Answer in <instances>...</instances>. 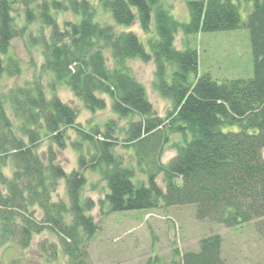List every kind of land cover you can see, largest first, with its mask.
Returning a JSON list of instances; mask_svg holds the SVG:
<instances>
[{
  "label": "trees",
  "instance_id": "obj_1",
  "mask_svg": "<svg viewBox=\"0 0 264 264\" xmlns=\"http://www.w3.org/2000/svg\"><path fill=\"white\" fill-rule=\"evenodd\" d=\"M251 1L242 22L231 0H191L189 20L182 22L164 0H97L109 20L98 18L91 0H0V224L5 233L27 246L35 234L51 230L70 264H88L87 243L99 225L89 213L93 199L82 194L87 171L104 181L101 202L110 212L194 205L200 221L225 227L264 222V0ZM16 2L24 6L23 21L19 12L13 14ZM59 12L72 17L61 24ZM134 22L147 35L145 41L129 28ZM241 27L249 33L252 74L214 81L231 97L222 107L212 96L219 90L210 75L198 72L197 49L188 40L179 49L174 39L178 31L187 39L198 32ZM24 37L40 48L39 78L8 87L2 81L20 75L23 67L12 40ZM131 59L153 62L154 88L170 99L171 109L156 129L122 141L107 131L113 128L112 119L107 127L88 128L68 127L61 119L62 142L68 137L66 128H71L75 135L69 143L78 152L77 167L67 172L45 126L56 86L65 84L88 110H101L106 105L103 96L114 102L143 89L128 65ZM42 73L48 76L47 84L41 81ZM195 85L208 103L189 96L179 108ZM208 105L219 111L212 113ZM170 134H178L179 140L171 143L175 154L163 162ZM45 137L50 143L42 151ZM7 165L11 177L3 172ZM59 181L66 198L53 200ZM45 242H39L40 248L56 254L55 243ZM222 250V236L212 233L198 240L196 250L181 252L174 246L169 260L151 256L144 264H228Z\"/></svg>",
  "mask_w": 264,
  "mask_h": 264
},
{
  "label": "rangeland",
  "instance_id": "obj_2",
  "mask_svg": "<svg viewBox=\"0 0 264 264\" xmlns=\"http://www.w3.org/2000/svg\"><path fill=\"white\" fill-rule=\"evenodd\" d=\"M91 1L97 8L98 18L109 20L110 17L101 10L97 0ZM188 1L191 0H164V3L176 19L188 22ZM231 1L238 6L240 19L244 22L252 9V1ZM13 9V14L19 12L23 21L22 2L14 3ZM38 15V13L34 14L36 20ZM56 17L62 24L63 20L69 19L72 15L68 12H59L56 13ZM129 28L134 30L142 40H146L147 35L139 28L137 22ZM185 38L182 32L178 31L174 39L175 46L182 49L185 46L184 41L188 40L189 45L197 49L198 72L209 74L213 80L210 83L219 90L218 94L212 95L216 99L215 102L221 106L230 104L231 97H228L225 88L219 87L216 83L224 82L226 79L251 76L253 59L247 29L241 27L236 30L198 32ZM12 47L14 54L22 62V72L13 79H4L3 84L11 87L39 78L42 60L40 48L32 47L27 37L13 39ZM128 65L142 83L143 89L127 92L123 98L114 102L107 96H103L106 99V105L101 110H88L81 100L73 95L69 87L65 84L56 86L57 97L53 100L52 113L45 117V126L49 137L52 138V147L56 151L57 160L67 172L77 167L78 152L69 143L75 135L71 128H66L65 133L68 137H65V143L62 142L61 130H64V125L61 119L65 118L68 121V127L80 124L85 128L94 124L104 127L105 123L112 119L114 120L113 128L106 125L107 131L122 141L123 138L135 139L156 129L161 123L160 119L165 117L167 111L171 109L170 99L154 88L153 62L131 59ZM47 77L44 73L41 74V81L44 84H47ZM197 87V85L193 86L184 95L179 108L184 105L189 96L204 101L205 104L208 103V99L200 97ZM64 106L67 108L65 109ZM221 106L222 110L223 106ZM207 108L212 109L209 105ZM215 111H219V108L212 109V113ZM72 112L75 113L73 120ZM228 129H234V127H224V130ZM178 140V134L169 135L168 142L162 149L161 161L166 162L175 154L171 143ZM49 143V139L45 137L39 150H46ZM116 150L121 152L123 149L118 146ZM262 152L264 157V150ZM125 155L127 156V152L124 153ZM128 160L134 162L133 156L129 155ZM10 169V165L3 169L8 177L12 176ZM86 176L87 183L82 194L93 199L95 205L89 213L99 225L98 231L87 243L88 264H144L151 256H157L166 261L170 259L174 246L181 252L196 250L198 240L212 233H219L222 236V252L228 264H264V222L261 220L258 224L249 222L237 227H225L208 220H197L194 216V205L169 207L160 205L153 209L110 212L107 205L101 202L106 192L104 181L96 172L87 171ZM160 180L161 178L158 177V182L164 187ZM54 190L53 200H57L59 196L66 198L65 185L62 181L58 182ZM36 214L40 215L39 210ZM41 241L54 242L56 254L53 255L41 249L39 246ZM58 244V236L53 231L44 229L42 233L35 234L27 246H22L5 233L0 224V264H70L69 257L62 252Z\"/></svg>",
  "mask_w": 264,
  "mask_h": 264
}]
</instances>
